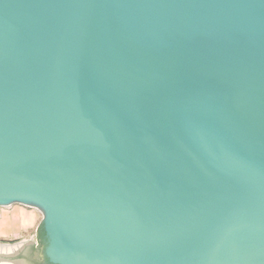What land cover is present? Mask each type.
Segmentation results:
<instances>
[{
	"label": "water",
	"instance_id": "1",
	"mask_svg": "<svg viewBox=\"0 0 264 264\" xmlns=\"http://www.w3.org/2000/svg\"><path fill=\"white\" fill-rule=\"evenodd\" d=\"M12 204L51 264H264V0H0Z\"/></svg>",
	"mask_w": 264,
	"mask_h": 264
},
{
	"label": "rangeland",
	"instance_id": "2",
	"mask_svg": "<svg viewBox=\"0 0 264 264\" xmlns=\"http://www.w3.org/2000/svg\"><path fill=\"white\" fill-rule=\"evenodd\" d=\"M24 216L30 220L24 221ZM41 218V212L32 206L22 204L0 206V240L14 239L17 243L35 241L36 227Z\"/></svg>",
	"mask_w": 264,
	"mask_h": 264
},
{
	"label": "flooded vegetation",
	"instance_id": "3",
	"mask_svg": "<svg viewBox=\"0 0 264 264\" xmlns=\"http://www.w3.org/2000/svg\"><path fill=\"white\" fill-rule=\"evenodd\" d=\"M39 229V228H38ZM38 231V230H37ZM37 237V232H36ZM45 236H43V245ZM43 245L39 247L37 238L35 241L29 240L23 243L16 255L17 258L24 260L25 264H51L43 253Z\"/></svg>",
	"mask_w": 264,
	"mask_h": 264
},
{
	"label": "bare ground",
	"instance_id": "4",
	"mask_svg": "<svg viewBox=\"0 0 264 264\" xmlns=\"http://www.w3.org/2000/svg\"><path fill=\"white\" fill-rule=\"evenodd\" d=\"M23 220H24V221H29L30 218L24 216V217H23ZM16 246H17V245H16ZM14 247H15V246H3V247H0V253H8V252H11V250H13ZM0 264H6V263H3V262L0 261Z\"/></svg>",
	"mask_w": 264,
	"mask_h": 264
},
{
	"label": "trees",
	"instance_id": "5",
	"mask_svg": "<svg viewBox=\"0 0 264 264\" xmlns=\"http://www.w3.org/2000/svg\"><path fill=\"white\" fill-rule=\"evenodd\" d=\"M43 236H44V232L42 230L41 227H39L38 231H37V240H38V244L40 245L39 247H41L43 245Z\"/></svg>",
	"mask_w": 264,
	"mask_h": 264
}]
</instances>
